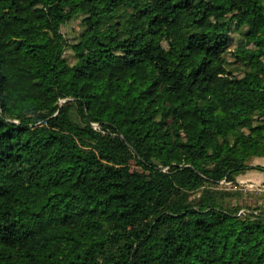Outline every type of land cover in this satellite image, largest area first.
I'll use <instances>...</instances> for the list:
<instances>
[{
    "label": "trees",
    "instance_id": "trees-1",
    "mask_svg": "<svg viewBox=\"0 0 264 264\" xmlns=\"http://www.w3.org/2000/svg\"><path fill=\"white\" fill-rule=\"evenodd\" d=\"M261 155L264 0H0V264H264Z\"/></svg>",
    "mask_w": 264,
    "mask_h": 264
},
{
    "label": "rangeland",
    "instance_id": "rangeland-1",
    "mask_svg": "<svg viewBox=\"0 0 264 264\" xmlns=\"http://www.w3.org/2000/svg\"><path fill=\"white\" fill-rule=\"evenodd\" d=\"M77 22L78 19H72L61 27V31L66 36L69 42L72 41L73 35L75 34V30L77 29ZM238 38H239L238 34H233V40L230 44L231 49L235 47ZM65 56L69 59V61L73 60L71 52L69 50L65 51ZM248 162L252 165L258 164L260 166H264V155L252 157L249 159ZM133 166L137 167L135 164H133ZM238 179L240 180L244 179L246 181L248 180L254 183H262L264 182V170L252 167L244 172L237 174L236 180ZM218 185L227 189L228 188L233 189L231 181L223 180V182L221 181L218 182ZM245 188L246 189L244 190H237V193L233 195L231 198H229V200L232 201L233 203L241 204L242 206L245 205L253 206L262 203L264 201L263 193H259L254 189H249L247 185Z\"/></svg>",
    "mask_w": 264,
    "mask_h": 264
},
{
    "label": "built area",
    "instance_id": "built-area-1",
    "mask_svg": "<svg viewBox=\"0 0 264 264\" xmlns=\"http://www.w3.org/2000/svg\"><path fill=\"white\" fill-rule=\"evenodd\" d=\"M223 180H225V178L219 180V182H223ZM227 181V180H226ZM247 182V183H246ZM232 183V188L233 189H238V190H244L246 189V185L249 189H254L255 191H258L259 193H263L264 194V182L262 183H254L251 181H246L244 179H238Z\"/></svg>",
    "mask_w": 264,
    "mask_h": 264
}]
</instances>
